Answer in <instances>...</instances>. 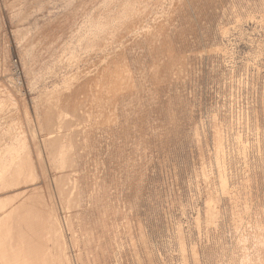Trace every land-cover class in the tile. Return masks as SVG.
<instances>
[{"label":"rangeland","instance_id":"1","mask_svg":"<svg viewBox=\"0 0 264 264\" xmlns=\"http://www.w3.org/2000/svg\"><path fill=\"white\" fill-rule=\"evenodd\" d=\"M16 1L0 0L2 108L8 111L10 106L23 119L20 125L0 123L7 142L12 129L26 125L23 112L31 114L39 93L54 82L62 83L64 65L71 60L67 51L44 64L34 56L32 67L31 48L22 46L24 34L31 36L56 16L69 15L73 8L77 11L71 12L77 13L79 8L76 0ZM150 4L148 14L136 22L138 31L133 29L137 37L125 49L136 82L134 92L117 94L116 118L110 124L105 119V124L72 135L81 147L86 143L77 163L81 162L82 173L91 168L88 176H97L96 187L110 222L105 230H94L95 215H84L87 227L93 229L91 256L86 253L85 262L264 264V0H152ZM159 17L165 18L164 27L158 42L150 44L141 33L157 25ZM90 48L85 52L87 63L94 64L93 72L98 53L95 46ZM77 53L76 57L83 56ZM169 58L172 68L153 76V63H167ZM124 226L136 237L137 256L130 250L129 230Z\"/></svg>","mask_w":264,"mask_h":264},{"label":"bare ground","instance_id":"2","mask_svg":"<svg viewBox=\"0 0 264 264\" xmlns=\"http://www.w3.org/2000/svg\"><path fill=\"white\" fill-rule=\"evenodd\" d=\"M13 2L12 5L18 3L13 4ZM75 3H77V6L79 5L77 13L71 12L77 10L73 8L74 6H70L73 10H69V15H66L68 14L66 13L65 15L56 16L54 21H50V25L44 24L41 29L35 30L36 32L31 36L27 35L29 33L24 32L23 41L25 43L22 46L27 50L29 47L31 48L32 67L35 66L32 61L34 56L39 57L41 63L44 64L52 62L55 57L62 55V51H67L71 60H69L68 55L69 61L67 60L64 65L66 72L61 77L62 83L59 85V82H54L50 89L40 92L37 99L34 98L32 107L30 106L32 108L31 114L26 110L27 108H24L26 104L23 105V101L21 102L23 105L21 107L26 110L23 112V118L26 120V125L22 123L23 128L18 126L23 119L17 116L15 111H11L13 108L9 110V106L8 111L7 109L3 110L2 105L4 102L1 101L5 99V95L2 94L1 91L3 90L0 89V123L10 121L13 124H18L17 127L20 128L15 127L12 129L14 131L11 135L8 133L10 135L8 142L3 139L0 133V264H86L85 254H90L91 249L89 247L92 245L89 246V240L90 236L93 235V229L90 228L92 226L87 227L86 224L89 221L84 222V215L90 214L91 217L93 214L95 215H93L95 218H92L96 221L93 227L94 230L97 228L105 230L106 222L109 220V215L107 216L108 213L102 206L105 201L102 202V196L97 190L98 187H96L98 184L97 176H88L87 170L91 168L83 169L84 172L82 173L78 166L81 162L77 163L78 156L83 154H80L79 150L86 143L84 141L81 147V143L78 144L76 139L78 137L74 138L75 136L72 135H74V132L85 131L90 125L95 124L97 126L105 119L110 124L109 122L116 118H114L116 116L114 112L117 94L132 90L136 83H134V74H132L127 59L126 45L137 37L138 28H134L136 22L140 21L138 19L140 15L148 14V10H150L148 8L149 5L151 6L152 0H76ZM71 5L74 4L71 2ZM77 6L75 5V8ZM157 21V25L147 26L142 33L140 32L150 44L158 42L165 18L159 17ZM128 35L129 38H126ZM163 35H161V39H164L162 38ZM20 36L21 33L18 39H20ZM90 47L98 53L95 60L97 66L93 69V72L90 68L94 64L87 63L85 52ZM76 52L79 55L83 53V56L76 57ZM58 59L60 60V58ZM172 64V58H169L167 63L155 61L152 68L150 67L151 74L153 76L164 74L172 68ZM132 91L134 92V90ZM120 98L122 97L120 96ZM122 101L124 102L125 99H122ZM6 103L8 102L6 101ZM123 113L125 114V112ZM117 119L116 123L118 122ZM102 126L100 125V129ZM12 130L10 129V131ZM4 133L7 134V131ZM26 134L29 135V140H27V137L25 138ZM3 136L5 135L3 134ZM87 136L90 135L87 134ZM134 140L136 143V139ZM87 155L89 154L87 153ZM92 163L94 165V161ZM96 167L98 169V166ZM94 170L96 173V168ZM91 179H93L95 187L92 184L90 185L92 183ZM39 183L41 185L36 186ZM108 209H111L110 206ZM125 224L127 225L126 222ZM139 229L141 228L139 227ZM109 230L112 231V229ZM128 230L130 250H132L134 256H137L136 237L132 229ZM128 230L126 228V232ZM93 244H95V241ZM99 246L101 248V245L98 244Z\"/></svg>","mask_w":264,"mask_h":264}]
</instances>
